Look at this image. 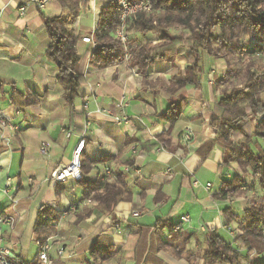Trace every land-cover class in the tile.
<instances>
[{"label": "crops", "instance_id": "0c3cea01", "mask_svg": "<svg viewBox=\"0 0 264 264\" xmlns=\"http://www.w3.org/2000/svg\"><path fill=\"white\" fill-rule=\"evenodd\" d=\"M102 5L100 0L87 5L71 21L78 38L76 50L84 63V81L70 106L57 83V67L45 57L49 40L41 20L42 16L64 18L66 10L57 0H50L41 9L26 0H0V113L13 124H20L9 147L0 144V216L9 221L2 227L3 244L23 264L39 263L40 243L49 246L47 256L52 264H134L140 228L148 229L140 264H189L186 252L202 254L208 230H216L234 246L236 237L226 228L240 230L251 197L257 196L264 203V195L246 191L243 196L217 198L226 175H232L231 170L220 169L221 148L210 150L208 145L214 140L210 110L219 97L210 79L214 82L221 76L210 72L219 61H213L199 88L187 86L181 93L186 100L178 121L173 125L160 121L158 116L178 97L165 93L163 88L177 70L184 69L185 60L181 58L187 49L179 48L178 59L156 62L143 74L135 72L137 69L125 59L114 67L94 68L89 63L93 43H82L81 38L93 34ZM88 15L93 17L90 29L81 25ZM157 37L158 33L153 32L145 38L154 42ZM122 97L126 106L118 109L116 104ZM16 108L20 114L14 116ZM186 127L192 129V135L184 144ZM159 135L171 139L173 153L159 144ZM80 138L85 139V160L112 158L93 164L85 179H98L105 168L126 177L130 199L118 203L111 215L95 218L90 214L78 220L93 206L82 199L81 189L74 182L54 186L48 182L59 164L71 162ZM132 146L143 156L141 159L135 160ZM177 149L183 150L181 159L175 155ZM136 168L139 176L134 173ZM10 185L17 188L12 195ZM43 205L60 215L48 237L40 242L33 226ZM226 209L234 217L230 222L222 214ZM132 211L138 216H130ZM183 216H188V223L174 230ZM158 241L166 249L158 250ZM94 244L101 250L112 249L113 257L94 262L89 256ZM59 248L69 255L60 258ZM244 248L238 251L244 254ZM182 250V257H175L173 252ZM251 260L264 263V250L256 251ZM193 264L203 261L196 257Z\"/></svg>", "mask_w": 264, "mask_h": 264}, {"label": "trees", "instance_id": "16d2710c", "mask_svg": "<svg viewBox=\"0 0 264 264\" xmlns=\"http://www.w3.org/2000/svg\"><path fill=\"white\" fill-rule=\"evenodd\" d=\"M87 1L57 0L60 7L66 10V17H41L49 40L45 57L57 67V83L63 90L65 102L70 106L78 97V89L84 81V63L76 50L78 38L74 35L71 21L79 13V3L85 4ZM100 1L103 5L92 34L93 48L89 54V63L94 68L103 70L114 67L125 59L128 51L129 65L143 74L156 62L171 63L178 59L179 48L187 49L181 58L185 60L184 69L177 70L163 88L165 93L178 97L158 116L160 121L170 125L178 121L186 100L181 93L187 86L200 87L204 75V57L222 60L226 64L224 74L216 78L212 85L219 97L210 110L214 140L208 145L210 150L216 146L221 148L223 162L220 169L231 170L232 175L229 179L225 177L217 198L238 197L243 191H250L252 195L258 191L263 196L264 66L259 62V53L264 48V0H145L149 12L138 10L127 19L128 40L125 43L115 36L120 25V10L116 0ZM138 1L129 0L131 4ZM174 31H179V34ZM153 32L158 33L156 41H147L146 35ZM132 44L135 45L130 47ZM242 49H245V53H242ZM235 64L239 65V71L231 68ZM157 140L170 153L175 151L168 136L159 135ZM111 160L97 158L89 162L80 156L81 177L75 184L82 191V199L93 206L85 215L78 216V220L90 214L95 218L111 215L118 203L130 199L126 177L121 172H111L110 176L102 175L94 181L84 178L93 164ZM222 214L227 222L234 218L228 209L223 210ZM59 215L50 206L43 205L37 212L33 226L35 238L40 242L46 239ZM243 219L244 224L239 228L243 234L236 237L234 246L216 230H208L202 254L196 256L186 252L189 264H193L196 257L203 264H241L238 249L245 247L248 254L251 249L264 250L261 236L264 203L260 198L251 197L248 207L243 211ZM138 235L134 264L142 263L148 229L140 228ZM163 249L166 247L158 241V250ZM173 254L180 258L183 250ZM113 255L112 249L101 250L95 244L89 250L90 258L96 263L107 261Z\"/></svg>", "mask_w": 264, "mask_h": 264}, {"label": "built area", "instance_id": "2783aa9c", "mask_svg": "<svg viewBox=\"0 0 264 264\" xmlns=\"http://www.w3.org/2000/svg\"><path fill=\"white\" fill-rule=\"evenodd\" d=\"M49 1L50 0H26V2L29 4H31V3L36 4L37 7L40 9L43 8L44 5ZM95 2H97V0H88L87 5L94 4ZM116 5L119 7V10H120V13H119L120 25L115 31V36L119 40H121V42L125 43L128 40L127 36H126L127 19L131 15L135 14L138 10H145L146 12H149V6L145 2V0H139L138 2L133 3V4H131L129 2V0H116ZM20 11L23 14V9H21ZM76 19H77V17H76ZM81 42L82 43H93L92 35L90 37L81 38ZM127 49H128V47H126V50ZM242 53H245V49H242ZM259 57L264 62V48L259 53ZM125 60L129 61L128 51L125 55ZM135 72H137V70H135ZM210 74L212 75L213 72L211 71ZM211 84H212V82L210 79V85ZM125 106H126V100L124 97H122L119 100V102L116 104V107L118 109H123ZM19 114H20V110L17 108L14 109L13 115L16 116ZM114 120L116 122L120 121V120L118 121V119H114ZM19 128H20V124H13L10 121V119L6 118L4 115H2L0 113V144L4 147H9L10 139L8 138V136L10 134L16 132V130H19ZM191 135H192V129L190 127H186L185 133L183 136L184 144L190 140ZM182 146H183V144H182ZM84 148H85V139L80 138L75 149H74L73 158H72L71 162L67 165L59 164L57 166V168L52 172L51 177L48 181L51 185H53V186L57 185V184L59 185L61 183H65V182H74L75 183L76 181H78L80 179L81 170H80L79 159L83 153ZM161 150H162V147L160 146L157 149V151L159 152ZM181 150L182 149L177 150V152L175 154L177 156V158H179V159H181V157H182V151ZM41 152H42V154L45 155L46 150H45L44 144H42ZM130 152L134 155L135 160L141 159L143 157L141 154H137L135 146H132L130 148ZM134 173H135V175L139 176L140 170L138 168H136ZM104 175L110 176V171L108 168L104 169ZM226 178L229 179L230 174H227ZM9 184H10V182L8 181V185ZM209 187H210V185L207 184L206 189H209ZM10 189L13 190L14 192L17 191L16 186L10 185ZM88 203H89V201H88ZM129 215L132 217H137L138 213L132 211ZM188 221H189L188 216L181 217L180 222L174 226V230L178 231L181 228V226L184 223H188ZM7 223H9V221L5 217L0 216V264H23V262H21L16 257V255L12 252L11 248L8 245L3 244V242H2V227L4 225H6ZM226 231L232 233V235L234 237H239L243 234V232L241 230H235L234 231L229 227L226 228ZM261 236L264 240V224H263V226H261ZM47 251H48V245L45 243L40 248L39 263L38 264H52V261L47 256ZM243 252H245V253L243 254L242 252L238 251L239 255L242 257V263L241 264H256V263H253L251 260V256L256 254L254 249H251V252L248 254L247 248H244ZM57 254L59 256H64L67 254V251L63 248H59L57 251ZM259 264H264V263H259Z\"/></svg>", "mask_w": 264, "mask_h": 264}, {"label": "rangeland", "instance_id": "374dc122", "mask_svg": "<svg viewBox=\"0 0 264 264\" xmlns=\"http://www.w3.org/2000/svg\"><path fill=\"white\" fill-rule=\"evenodd\" d=\"M88 2V1H87ZM86 6H87V4L85 3V4H81V3H79V7H78V11L80 12V11H83V10H85L86 9ZM79 14V13H78ZM78 16V15H77ZM92 16L91 15H88V17L87 18H85L83 21H82V23H81V25H83V26H85V27H87V28H91L92 27V25H93V20H92ZM76 19V18H75ZM126 30L128 29V26L126 25ZM174 33L175 34H179V31H174ZM241 58H246V56H241ZM260 60H259V62H260V64L262 65V66H264V62H263V60L261 59V58H259ZM213 61H217V60H213L212 58H209V57H204V75H203V79H205V76L207 75V73H208V69L209 68H213L212 67V63H213ZM233 63V62H232ZM230 64H231V62H230ZM232 65V64H231ZM233 70H235V71H239V65L238 64H235L234 66H232L231 67ZM225 70H226V64H224V62L222 61V60H220L219 61V64L217 63L215 66H214V68L211 70L212 72H213V74L214 73H216L217 75H223L224 74V72H225ZM211 82H212V84L211 85H213V81H212V78H211ZM166 87V86H165ZM262 99L264 100V93H262ZM256 117V116H255ZM260 118V117H259ZM253 121V123H255L256 124V122H255V119H253L252 120ZM258 121V120H257ZM13 134L14 133H12V134H10L9 136H8V138L10 139L12 136H13ZM183 146H184V144H183ZM4 147V146H3ZM177 150H179V149H177ZM182 151V156H183V150H181ZM14 186V185H13ZM12 193H11V195L12 194H14L15 192L12 190L11 191ZM246 193V191H243V194H242V196L244 195ZM241 196V195H240ZM11 197V196H10ZM259 199V198H258ZM86 214V213H85ZM84 214V215H85ZM43 245V243L41 244L40 243V247ZM48 248H49V246H48ZM255 250V252L257 251L256 249H254ZM261 251H262V249H261ZM69 254H66V255H64V256H59L60 258H62V257H65V256H68ZM99 262V261H98ZM99 263H101V262H99Z\"/></svg>", "mask_w": 264, "mask_h": 264}]
</instances>
